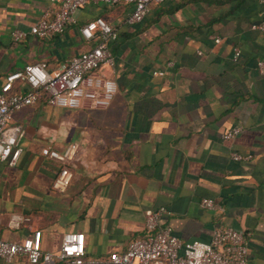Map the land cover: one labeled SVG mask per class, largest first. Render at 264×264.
Returning <instances> with one entry per match:
<instances>
[{
	"label": "crops",
	"instance_id": "crops-1",
	"mask_svg": "<svg viewBox=\"0 0 264 264\" xmlns=\"http://www.w3.org/2000/svg\"><path fill=\"white\" fill-rule=\"evenodd\" d=\"M260 1L164 0L132 26L131 5H87L62 34L14 43L11 32L27 31L48 3L0 0V81L35 62L54 71L89 49L78 29L96 17L117 32L108 45L113 66L99 68L117 89L105 109L39 101L14 113L23 136L16 165L0 164V239L40 230L42 250L55 254L63 233H82L87 264L123 252L142 237L143 212L164 207L159 224L181 241L208 242L228 226L246 235V264H264V76L255 65L264 34L251 28L264 21ZM233 127L240 132L224 140ZM72 142L71 180L59 194L51 189L58 164L39 151ZM202 199L217 207L201 209ZM12 212L29 222L6 229ZM9 264L30 263L18 256Z\"/></svg>",
	"mask_w": 264,
	"mask_h": 264
},
{
	"label": "built area",
	"instance_id": "built-area-1",
	"mask_svg": "<svg viewBox=\"0 0 264 264\" xmlns=\"http://www.w3.org/2000/svg\"><path fill=\"white\" fill-rule=\"evenodd\" d=\"M164 0H47L48 7L27 31L13 30L10 34L16 43L26 37L37 40L51 38L64 32L67 25L75 23V12L87 5L115 6L131 5L125 19L128 26L140 23L148 14L152 4ZM264 11V0H261ZM251 28L264 34V21L251 25ZM83 41L93 45L68 60L60 63L49 72L45 62L25 64L22 69L4 75L0 81V164L14 167L21 148L18 146L23 131L20 126L11 124L12 115L39 101L46 105L65 109H105L116 93L112 78L99 72L101 66L111 68L113 57L108 45L117 38V32L102 18L87 21L78 29ZM239 52L233 49V59ZM260 75L264 76V59L255 63ZM160 76L162 72H152ZM240 132L238 127L222 134L224 140L231 139ZM78 145L75 142L61 150L42 147L40 155L58 164V171L51 183V189L62 194L71 180L72 164ZM234 162L246 163L249 157L231 153ZM199 207L213 210L217 205L210 199H202ZM168 214L164 207L147 209L143 212V235L130 241L121 253H110L105 258L89 261L87 264H246V235L228 226L216 227L208 242L198 240L181 241L172 234L168 226L159 224L162 216ZM29 218L21 213L8 214L5 228L18 230ZM84 236L82 233L65 232L61 235L58 251L55 254L41 248V231L34 230L21 241L0 239V262L12 263L18 256L25 257L30 264H84Z\"/></svg>",
	"mask_w": 264,
	"mask_h": 264
},
{
	"label": "rangeland",
	"instance_id": "rangeland-1",
	"mask_svg": "<svg viewBox=\"0 0 264 264\" xmlns=\"http://www.w3.org/2000/svg\"><path fill=\"white\" fill-rule=\"evenodd\" d=\"M13 116H14V114L12 115L11 124H15V123L13 122Z\"/></svg>",
	"mask_w": 264,
	"mask_h": 264
}]
</instances>
